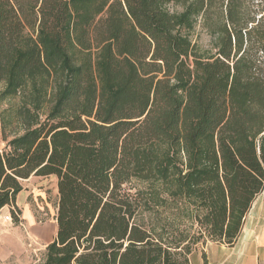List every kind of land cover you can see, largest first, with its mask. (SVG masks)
Segmentation results:
<instances>
[{
  "label": "trees",
  "instance_id": "trees-1",
  "mask_svg": "<svg viewBox=\"0 0 264 264\" xmlns=\"http://www.w3.org/2000/svg\"><path fill=\"white\" fill-rule=\"evenodd\" d=\"M1 105L0 206L56 178L41 264H190L264 190V0H0Z\"/></svg>",
  "mask_w": 264,
  "mask_h": 264
},
{
  "label": "crops",
  "instance_id": "crops-1",
  "mask_svg": "<svg viewBox=\"0 0 264 264\" xmlns=\"http://www.w3.org/2000/svg\"><path fill=\"white\" fill-rule=\"evenodd\" d=\"M52 177L18 180L21 190L0 206V264H41L57 231L56 207L52 210L46 199L45 184ZM263 194L253 202L233 246H198L189 255L190 264H264Z\"/></svg>",
  "mask_w": 264,
  "mask_h": 264
},
{
  "label": "rangeland",
  "instance_id": "rangeland-1",
  "mask_svg": "<svg viewBox=\"0 0 264 264\" xmlns=\"http://www.w3.org/2000/svg\"><path fill=\"white\" fill-rule=\"evenodd\" d=\"M191 39L201 48H207L210 40L209 36L200 27H196L194 29L191 35ZM3 107L4 106L1 105L0 109H2ZM4 145L5 144L1 141V136H0V151L3 150ZM47 179L48 181L45 184L47 188L46 199L50 208L54 210L57 202L56 178L52 177ZM261 198L264 199V194L262 195Z\"/></svg>",
  "mask_w": 264,
  "mask_h": 264
}]
</instances>
